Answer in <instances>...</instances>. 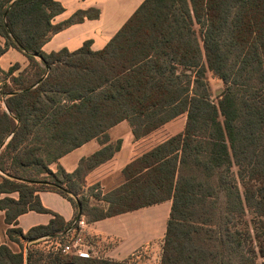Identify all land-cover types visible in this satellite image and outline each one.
Segmentation results:
<instances>
[{
  "label": "trees",
  "instance_id": "obj_1",
  "mask_svg": "<svg viewBox=\"0 0 264 264\" xmlns=\"http://www.w3.org/2000/svg\"><path fill=\"white\" fill-rule=\"evenodd\" d=\"M162 1L144 0L100 50L87 41L74 51L47 54L41 47L52 33L98 11L79 10L53 25L52 17L63 11L55 0H0V55L10 47L27 58L23 68L0 69V194L18 193L17 199L0 198V209L7 237L20 248L1 244L0 264H141L138 252L145 246L123 261L53 253L45 241H66L77 231L54 213L47 225L23 233L16 226L20 214L49 212L36 194L43 189L63 194L75 220L80 212L88 222L170 200L158 264H264V0H173L177 10L160 15ZM207 71L224 85L215 98ZM182 114L183 130L129 162L121 184L101 198L92 194L97 185L89 187L106 206L87 208L90 200L80 191L84 174L120 146L108 142L111 126L126 120L141 137ZM85 124L87 133L76 137ZM61 129L74 140L46 151L47 163L100 134L104 146L72 173L58 166L61 178L42 165L54 181L23 174L20 166L41 163L39 144L9 153L31 133L36 143L41 133ZM218 189L244 228L215 230L218 214L196 211ZM205 202L214 208V199Z\"/></svg>",
  "mask_w": 264,
  "mask_h": 264
},
{
  "label": "crops",
  "instance_id": "obj_2",
  "mask_svg": "<svg viewBox=\"0 0 264 264\" xmlns=\"http://www.w3.org/2000/svg\"><path fill=\"white\" fill-rule=\"evenodd\" d=\"M55 1L62 5L63 11L52 17L53 25L65 22L79 10L92 12L97 10L98 15L96 17L85 16L81 21L70 23L52 33L41 47V50L47 54L64 48L74 51L87 41L91 50L102 49L144 0ZM14 63H19L23 68L27 65V58L22 52L9 47L0 55V69L7 70ZM161 127L147 135L135 137L126 120L111 126L107 130L108 142L119 140V149L109 159L86 171L80 191L91 201L93 198L88 192V188L92 185H97L102 193L115 188L123 182L122 170L129 162L183 130L182 128L175 129L168 136L158 139L155 134ZM103 146L104 144L98 138H92L59 157L51 170L54 172L55 167L60 166L65 172L72 173L83 158L89 157ZM3 176L5 174L0 171V182L3 180ZM36 194L40 204L49 212L27 210L20 214L17 217L16 226L23 233L34 226L47 225L53 218L52 213L59 215L66 223H74L76 210L67 197L52 189L39 190L36 191ZM4 196L17 199L18 193L0 194V198ZM169 209V201H162L91 222L86 221L82 216L86 221V226L82 229V236L85 239L92 238L94 240L95 249L101 257L123 261L137 249L150 246L162 239ZM8 226L5 222L4 210L0 209V245L4 244L12 251L18 252L19 245L9 240L6 235ZM23 246L26 248V242L23 243Z\"/></svg>",
  "mask_w": 264,
  "mask_h": 264
},
{
  "label": "rangeland",
  "instance_id": "obj_3",
  "mask_svg": "<svg viewBox=\"0 0 264 264\" xmlns=\"http://www.w3.org/2000/svg\"><path fill=\"white\" fill-rule=\"evenodd\" d=\"M177 6H178V3L173 0H163L160 3L157 11L160 15H163L167 10H169L170 12L176 11ZM3 43H4V40L3 38L0 37V46H3ZM206 77H207V81L211 89L212 98H215L217 95H219L222 92L224 85L220 79L213 76L211 72L209 71L206 72ZM0 78H3L2 74H0ZM0 106H2L1 102H0ZM184 122H185V114L179 115L174 120H172L171 122L167 123L166 125L162 126L160 129H158L156 131L155 136H157L158 139H161V138L168 136V134H170L171 132H174L175 129H178V128L183 129ZM55 131L56 130L50 131L48 135H46L45 133H41V140L36 141V143L33 137L34 135L31 133L27 137L26 141L22 143L19 149H16V151H14L13 153H9V156L21 155L23 153V151L21 150L23 147L29 146V145L34 146L36 144H39L38 145L39 149L37 150L36 154L41 158V163L37 165L28 164V165L20 166L24 170L22 172L23 174H26L34 178H43V179L50 180V181L55 180V178H53L50 174L44 172L42 168V165L48 164L47 166L49 170L52 172L51 167L54 166V164H56V161L47 163L48 157L46 155V151L51 152V154L55 153L59 150L66 148L68 144L74 140V135H72L71 132L69 133L67 129H61L55 134H53ZM87 131L88 129L85 124V126H83L82 129L80 128L78 132H74V133L76 137H78V135L83 136L84 134L87 133ZM103 137L104 136L100 134L99 140L101 141ZM112 145H114V142L112 143ZM104 154H107V150L104 151ZM9 159L10 157L7 158L8 161ZM53 174L55 175L56 178L58 177L61 178V172L58 169V166L55 167V171L53 172ZM238 186H239V189L241 190L240 184H238ZM93 193L95 194L98 193L99 198H101L103 193L105 192L102 193L100 189H97V190H93L92 194ZM226 195L227 193H225L223 190H220V189L216 190L215 197L214 196L205 197L204 202L200 203L196 211H203L204 209H213V211L216 214H218V216L220 217V221H221L220 227L216 228L215 230L220 231L224 228L225 225H229L231 226L230 228H233L232 226L233 224H235V226H239V228L241 229L244 228V226L242 225L244 221L241 220L240 222L239 220L238 223H235L237 219L234 218L231 212L227 209L229 206L227 204ZM212 199L215 200L214 208L210 207V202H205L207 200H212ZM168 201L170 203V200ZM96 202L97 201L92 199L91 201H89V203H86V206H88L87 208H92L94 203L99 204L100 205L99 207L106 206L105 203L102 201H98L97 203ZM97 211L98 210H92V213H96ZM249 217H250L249 212L245 211L244 219L246 220ZM162 240H163V237L162 239H160V241L155 242L150 246H145L143 249H141L138 252L139 254L138 259H137L138 262L140 261L139 263L141 264H158L160 260V254H161Z\"/></svg>",
  "mask_w": 264,
  "mask_h": 264
},
{
  "label": "built area",
  "instance_id": "obj_4",
  "mask_svg": "<svg viewBox=\"0 0 264 264\" xmlns=\"http://www.w3.org/2000/svg\"><path fill=\"white\" fill-rule=\"evenodd\" d=\"M77 226L75 236L72 238L62 241L58 238L50 239L45 241L47 249L53 253L63 255H74L78 257H100L94 246V240L92 238L85 239L82 236V229L86 226V221L82 216H79L74 221V225ZM71 228V227H70ZM68 229L71 230V229Z\"/></svg>",
  "mask_w": 264,
  "mask_h": 264
},
{
  "label": "water",
  "instance_id": "obj_5",
  "mask_svg": "<svg viewBox=\"0 0 264 264\" xmlns=\"http://www.w3.org/2000/svg\"><path fill=\"white\" fill-rule=\"evenodd\" d=\"M79 215H80V212L78 213V217H79Z\"/></svg>",
  "mask_w": 264,
  "mask_h": 264
}]
</instances>
